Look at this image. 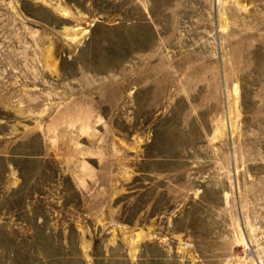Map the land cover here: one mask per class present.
Segmentation results:
<instances>
[{"label": "rangeland", "instance_id": "obj_1", "mask_svg": "<svg viewBox=\"0 0 264 264\" xmlns=\"http://www.w3.org/2000/svg\"><path fill=\"white\" fill-rule=\"evenodd\" d=\"M0 264H264V0H0Z\"/></svg>", "mask_w": 264, "mask_h": 264}]
</instances>
